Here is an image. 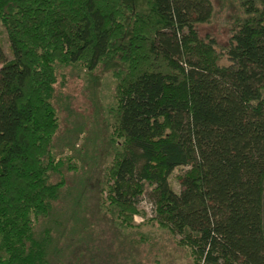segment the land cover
Returning <instances> with one entry per match:
<instances>
[{"label": "trees", "instance_id": "trees-1", "mask_svg": "<svg viewBox=\"0 0 264 264\" xmlns=\"http://www.w3.org/2000/svg\"><path fill=\"white\" fill-rule=\"evenodd\" d=\"M236 1L219 43L199 31L209 0H145L129 17L121 0H0V264H50L49 217L77 169L53 153L56 94L69 67L114 60L126 70L112 73L119 149L103 188L117 226L135 228L149 186L145 224L192 264H264V0ZM136 234L131 243L156 248Z\"/></svg>", "mask_w": 264, "mask_h": 264}, {"label": "rangeland", "instance_id": "rangeland-1", "mask_svg": "<svg viewBox=\"0 0 264 264\" xmlns=\"http://www.w3.org/2000/svg\"><path fill=\"white\" fill-rule=\"evenodd\" d=\"M121 1L131 10L127 17L147 12L145 0ZM209 1L211 19L200 26V35L208 33L219 43H225L226 20L238 12L237 1ZM128 36L129 32L124 35L122 45H126ZM0 41L6 58L10 59L1 26ZM125 70V65L118 60L105 62L94 71L79 65L69 67L65 86L56 94L59 130L53 139V153L56 157L71 156L77 169L67 174V186L49 217L50 224H54L50 264H192L186 251L166 233L145 224L149 214L154 216L151 187L147 186L138 199L137 208L145 215L133 217L131 225L135 228H119L116 211L106 200L105 168L119 149L112 140L115 117L111 110L116 103L117 85L112 73ZM187 169L177 168L169 177L176 193L181 190L179 178ZM138 232L151 235L156 248L131 243L130 238ZM242 259L240 256L239 260Z\"/></svg>", "mask_w": 264, "mask_h": 264}, {"label": "built area", "instance_id": "built-area-1", "mask_svg": "<svg viewBox=\"0 0 264 264\" xmlns=\"http://www.w3.org/2000/svg\"><path fill=\"white\" fill-rule=\"evenodd\" d=\"M150 206H151V205H150ZM153 212H154V208H153V206H152V214H153ZM148 217H152V215L149 214Z\"/></svg>", "mask_w": 264, "mask_h": 264}]
</instances>
